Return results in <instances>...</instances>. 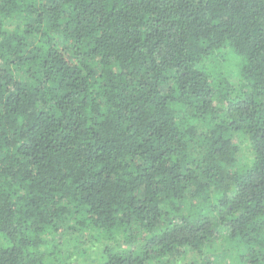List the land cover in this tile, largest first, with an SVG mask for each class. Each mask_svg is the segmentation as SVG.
<instances>
[{
    "label": "trees",
    "instance_id": "16d2710c",
    "mask_svg": "<svg viewBox=\"0 0 264 264\" xmlns=\"http://www.w3.org/2000/svg\"><path fill=\"white\" fill-rule=\"evenodd\" d=\"M0 264H264V0H0Z\"/></svg>",
    "mask_w": 264,
    "mask_h": 264
},
{
    "label": "rangeland",
    "instance_id": "374dc122",
    "mask_svg": "<svg viewBox=\"0 0 264 264\" xmlns=\"http://www.w3.org/2000/svg\"><path fill=\"white\" fill-rule=\"evenodd\" d=\"M232 68V67H231ZM244 154H245V152H244Z\"/></svg>",
    "mask_w": 264,
    "mask_h": 264
}]
</instances>
